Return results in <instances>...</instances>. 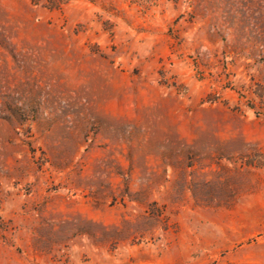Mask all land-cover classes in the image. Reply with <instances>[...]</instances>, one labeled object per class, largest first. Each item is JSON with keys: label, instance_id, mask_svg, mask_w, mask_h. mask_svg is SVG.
<instances>
[{"label": "rangeland", "instance_id": "1", "mask_svg": "<svg viewBox=\"0 0 264 264\" xmlns=\"http://www.w3.org/2000/svg\"><path fill=\"white\" fill-rule=\"evenodd\" d=\"M0 264H264V0H0Z\"/></svg>", "mask_w": 264, "mask_h": 264}]
</instances>
